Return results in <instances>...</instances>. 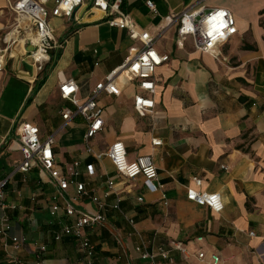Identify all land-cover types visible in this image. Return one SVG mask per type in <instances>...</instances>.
Returning a JSON list of instances; mask_svg holds the SVG:
<instances>
[{
    "label": "crops",
    "instance_id": "obj_1",
    "mask_svg": "<svg viewBox=\"0 0 264 264\" xmlns=\"http://www.w3.org/2000/svg\"><path fill=\"white\" fill-rule=\"evenodd\" d=\"M16 1L0 0V181H7L0 264H36L42 246L44 264H83L81 239L55 240L73 223L65 215L69 202L84 213L106 216L105 224L84 230L96 249L95 264H213V255L219 264H264V0H123L124 12L141 31L156 34L167 16L196 6L229 10L238 34L213 56L197 50L192 38L181 40L177 28L168 30L157 44L170 61L156 72L154 111L140 117L134 108L142 94L138 83L120 80L119 97L98 98L104 127L90 142L92 153L85 119L63 118L76 109L62 99L60 79L74 80L84 102L143 45L93 11L51 18L61 47L51 51L44 72L35 73L24 61L35 41L27 34L35 38L36 32L17 21L11 10ZM15 33L25 39L22 45L9 39ZM23 123L37 126L42 141L55 138L62 172L79 163L77 181L86 196L73 202L74 186L61 194L37 161L28 173L16 171L23 159L17 137ZM158 140L162 145L156 147ZM116 142L125 144L129 161L153 159L162 190L151 192L142 177L128 180L108 158H97ZM188 189L220 194L224 210L217 214L188 200ZM54 205L61 209L56 218L50 215ZM13 238L24 242L16 245ZM145 254L154 258L143 259Z\"/></svg>",
    "mask_w": 264,
    "mask_h": 264
},
{
    "label": "built area",
    "instance_id": "obj_2",
    "mask_svg": "<svg viewBox=\"0 0 264 264\" xmlns=\"http://www.w3.org/2000/svg\"><path fill=\"white\" fill-rule=\"evenodd\" d=\"M146 5L152 12L156 13V6L153 2L148 1ZM11 10L17 16L20 25H26L27 28L34 29L36 32V39L32 44L34 52H29L24 61L35 73L44 72L46 65L51 61V51L61 47L57 43L55 30L51 26V18L74 19L80 11L82 13L93 11L99 13V21H107L110 27L124 30L131 40L142 43V48L131 54L119 68L99 82L84 102H80L78 98L80 88L74 80L60 79L59 90L62 99L70 101L76 109L75 114L67 110L63 114V118L68 121L75 115L85 119L88 125L85 140L87 150L90 153L93 152L90 142L104 127V111L98 104V98L103 93L119 97L122 93L118 86L120 80L128 83H138L142 94L136 96L134 108L140 117H145L154 111L156 107L154 100L156 72L158 68L170 61L168 54L159 52L157 44L168 30L173 27L177 28L178 37L181 40L192 38L197 50L213 56H216L218 46L238 34L235 17L225 8L204 10L203 8L191 6L180 14L167 16L156 34L138 29L136 24L124 12L123 0H18L11 6ZM17 137L23 156L21 163L16 167L17 172L28 173L33 162L37 161L44 170L50 173L61 194L74 186L76 193L72 199L73 202L87 195L84 184L77 181L80 176L79 163L76 162L68 166L66 172H62L56 164L53 151L54 137L42 141L39 128L31 123L21 124L18 128ZM153 144L156 147L161 146L162 141H154ZM127 155L125 144L116 142L104 154H99L97 158H108L117 173L128 180L132 181L142 177L146 187L151 192L162 190L163 186L158 183V168L153 159L151 157H140L135 161H129ZM91 173L93 172L91 171ZM195 183L197 186H201L202 180L195 178ZM113 185V182L109 184L110 189L113 188ZM6 188L7 181H0L1 211L6 208ZM188 200L199 206L207 207L217 214L224 210V203L220 194L188 189ZM92 201L99 204L101 208L104 207L99 198L93 197ZM60 211V207L54 205L50 215L56 218ZM65 215L73 223L66 225L55 236V240L61 241L64 237L81 239V250L84 255L83 264H95L96 249L90 240L84 237V230L105 224L107 221L106 216L102 212L84 213L77 210L71 202L67 203ZM1 234L5 235L6 233L2 230ZM13 242L20 245L24 240L13 238ZM174 247L178 251L184 252L181 244H174ZM46 250V246L39 248V260L36 264H44L42 258ZM160 255L163 259L170 260L173 263L169 254L164 250L160 251ZM198 257L205 260L206 254L201 252ZM153 258L152 255H143V259L151 260ZM211 260L213 264L220 263V258L217 255H213Z\"/></svg>",
    "mask_w": 264,
    "mask_h": 264
},
{
    "label": "bare ground",
    "instance_id": "obj_3",
    "mask_svg": "<svg viewBox=\"0 0 264 264\" xmlns=\"http://www.w3.org/2000/svg\"><path fill=\"white\" fill-rule=\"evenodd\" d=\"M34 33V32H33ZM27 37H29V38H31V39H33V40H35V38H33V34L32 33H28L27 34ZM16 39V40H20V44L22 45L23 44V42L25 41V39H20L19 38V35H17V33H15V34H10V36H9V39ZM35 42V41H34ZM18 48H16V50L15 51H17L18 52ZM19 52H21L20 50H19ZM2 65V64H1Z\"/></svg>",
    "mask_w": 264,
    "mask_h": 264
},
{
    "label": "water",
    "instance_id": "obj_4",
    "mask_svg": "<svg viewBox=\"0 0 264 264\" xmlns=\"http://www.w3.org/2000/svg\"><path fill=\"white\" fill-rule=\"evenodd\" d=\"M27 50H28V52H34V46H32V45H30V46H28V48H27Z\"/></svg>",
    "mask_w": 264,
    "mask_h": 264
}]
</instances>
